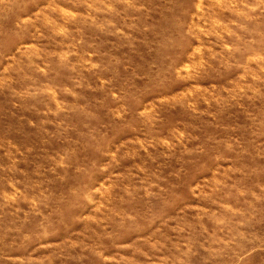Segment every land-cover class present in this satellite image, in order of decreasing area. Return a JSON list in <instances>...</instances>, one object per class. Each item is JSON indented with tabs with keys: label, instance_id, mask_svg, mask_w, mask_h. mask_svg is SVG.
I'll use <instances>...</instances> for the list:
<instances>
[{
	"label": "rangeland",
	"instance_id": "rangeland-1",
	"mask_svg": "<svg viewBox=\"0 0 264 264\" xmlns=\"http://www.w3.org/2000/svg\"><path fill=\"white\" fill-rule=\"evenodd\" d=\"M0 264H264V0H0Z\"/></svg>",
	"mask_w": 264,
	"mask_h": 264
}]
</instances>
